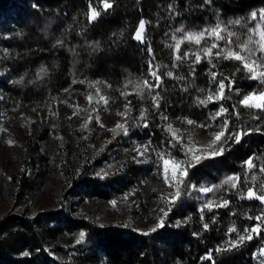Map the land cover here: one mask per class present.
<instances>
[{"label": "trees", "instance_id": "16d2710c", "mask_svg": "<svg viewBox=\"0 0 264 264\" xmlns=\"http://www.w3.org/2000/svg\"><path fill=\"white\" fill-rule=\"evenodd\" d=\"M110 1L112 6L104 9L101 0H0V149L6 147L16 152L22 149L19 135L25 126L18 110L34 107L40 99L50 100L68 76L92 75L100 70L108 84L140 85L143 78L135 77L137 72L148 77L150 65L156 64L161 77L152 91L156 101L150 97L142 99L138 112L144 114L158 147L183 158L187 165L186 183L198 185L207 180L213 190L224 189L237 197L249 189L264 195V103L260 108L241 103L246 94L259 92L262 86L251 78L240 60L221 53L200 61L182 53L175 60L172 49L161 42V36L168 19L186 17L181 14V7L177 8L185 0ZM208 1L212 13L242 14L264 0ZM94 9L96 15L90 18ZM176 11L178 16H174ZM137 20L145 21L144 43L133 36ZM219 107L225 110L222 116L216 114ZM189 126L222 131L212 146L215 153L201 154L191 165ZM40 135L37 139L43 138ZM122 137V128L109 129L98 150L108 154ZM27 165L33 176L12 171L6 162H0V171L8 167L9 189L15 183L13 195L21 207L19 212L0 213V233L24 228L29 235L33 264H57L45 252L54 246V225L61 224L68 230L88 227L85 216L93 214L89 202L96 205L101 196L82 178L77 170L78 161L67 143L60 164L32 156ZM144 174L150 179L149 169ZM159 175L158 169L153 184L146 180L136 190L129 218L132 213L145 210L150 195L156 191L153 188L160 183ZM41 186L55 187L54 203L32 214L25 212L30 196ZM77 200L85 216H73ZM192 203L180 200V205L172 207L166 215L183 217L194 211ZM247 204L264 217V204L260 200L252 198ZM98 226L107 237H116L133 227L130 219L112 216ZM133 231H137L136 227ZM250 242L264 243V223L252 234ZM259 264H264V259Z\"/></svg>", "mask_w": 264, "mask_h": 264}, {"label": "rangeland", "instance_id": "374dc122", "mask_svg": "<svg viewBox=\"0 0 264 264\" xmlns=\"http://www.w3.org/2000/svg\"><path fill=\"white\" fill-rule=\"evenodd\" d=\"M207 3L208 0H185L183 6H177L186 17L168 19L161 42L172 49L175 60L181 58L182 53L196 61L217 53L240 60L251 78L262 86L261 91L246 94L241 103L262 107L264 1L242 14L212 13ZM100 4L106 9L112 6V1L101 0ZM177 14L176 11L174 16ZM94 15L95 9L89 17ZM133 36L146 42L145 21L137 20ZM157 68L156 64L150 65L148 77L137 72L135 77L143 78L140 85L108 84L100 70L92 75L68 76L50 100L40 99L34 107L18 110L25 126L19 135L22 149L16 152L2 147L0 162H6L12 171L33 176L27 165L32 156L60 164L67 143L78 161L77 170L82 178L101 196L96 205L89 202L93 214L86 216L77 200L73 216L88 218V227L68 230L55 224L54 246L45 252L57 264L261 263L264 243H251L250 238L264 223V217L253 211L247 200L257 198L264 204V195L249 189L237 197L224 189L213 190L207 180H201L198 185L192 181L187 184V165L183 158L158 147L152 128L143 119L144 114L138 112L142 99L150 97L156 101L152 91L161 80ZM143 88L146 89L143 91ZM215 111L222 116L225 110L219 107ZM118 127L122 128L123 137L108 154L101 153L98 145L102 144L107 131ZM189 129L188 164L191 165L201 154L215 153L212 146L222 131L192 126ZM40 134L43 138L37 139ZM8 167L1 168L3 173L0 171V213L21 210L13 195L15 183L9 189ZM146 169L151 173L150 179L144 174ZM158 169L160 183L152 185L156 191L150 195L145 210L140 209L129 218L136 190L146 180L153 184ZM54 190L55 187H39L36 194L30 196L25 212L32 214L46 204H53ZM180 200L193 201L194 211L183 217H175L173 213L166 215L172 207L180 205ZM111 216L124 221L130 219L133 227L116 237H107L98 223ZM135 227L141 235L133 231ZM0 264H33L27 230L16 227L0 233Z\"/></svg>", "mask_w": 264, "mask_h": 264}]
</instances>
